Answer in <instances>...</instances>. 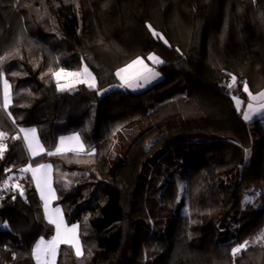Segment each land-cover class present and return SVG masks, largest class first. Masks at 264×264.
<instances>
[{"label": "trees", "instance_id": "trees-1", "mask_svg": "<svg viewBox=\"0 0 264 264\" xmlns=\"http://www.w3.org/2000/svg\"><path fill=\"white\" fill-rule=\"evenodd\" d=\"M43 3L45 22L41 0H0V70L11 86L7 112L0 108L7 134L0 188L12 187L4 185L11 175L20 186L0 200V224L7 225L0 227V264H36L37 240L54 236L32 177L20 171L43 163L52 165L54 205L68 225L78 224L83 252L78 258L62 244L56 264H264L263 243H249L235 259L231 253L264 232V197L257 208L242 205L250 190H264V128L246 123L232 99L248 102L244 82L254 95L264 89V0ZM150 55L163 61V79L138 93L122 88L117 71ZM83 66L96 88L58 91L52 73ZM233 75L237 83L228 89ZM31 127L45 150L33 158L12 139ZM124 127L129 141L111 167L106 156ZM74 133L94 155L46 154ZM181 161L187 213L167 235H155L153 212L174 207L180 179L158 168ZM207 215H233L237 227L229 236L210 227L195 242L191 219Z\"/></svg>", "mask_w": 264, "mask_h": 264}, {"label": "snow or ice", "instance_id": "snow-or-ice-1", "mask_svg": "<svg viewBox=\"0 0 264 264\" xmlns=\"http://www.w3.org/2000/svg\"><path fill=\"white\" fill-rule=\"evenodd\" d=\"M150 31H152L153 36L162 39L159 33H156L152 29L151 25H148ZM166 42V41H165ZM179 51V50H178ZM3 59L0 58V63ZM149 60H152L154 63H162L158 57L155 55H150ZM140 66L134 72H129L130 69ZM125 73H129L128 76H125ZM15 75V73H13ZM57 78V89L58 91L70 90L74 87V84L61 85L59 83L61 75L70 76L75 80V83H85L89 88H96L95 78L89 72L87 66H85L81 71L65 73L64 69H60L59 72L52 73ZM122 81L121 86L125 87H143L145 84L150 83L151 80H154L159 76V73L155 72L153 69L149 68L147 64L144 63L143 59L137 57L126 67L121 68L116 73ZM0 80H3L4 85V103L3 109L7 112L9 105L11 103V94H10V85L6 79H3V71L0 70ZM237 83V78L233 75L232 82L227 85L228 89H232ZM243 91L248 94L249 103L247 105V110L243 111V119L245 121L252 120L255 116L264 114V91H261L257 94H253L249 91L247 82L243 84ZM235 100L237 111H241V101L233 96ZM10 115V113H9ZM15 123V121H13ZM20 132L23 133V139L27 145V150L31 153L33 157L43 153L44 146L40 144L39 139L36 137L35 128H21ZM7 139V134L0 131V158L3 157L4 152L6 151L7 145L4 141ZM13 140H19L20 136H13ZM67 142V143H66ZM94 149L91 151L85 150V145L82 143L80 136L78 134L71 137H61L60 143L56 146L55 151H48L46 154L49 156L52 155H64L66 153H73L75 156H79L81 153L86 155H94ZM51 165H37L35 168L29 164L27 167L20 169L21 172H31L32 178L36 183L37 190L41 194V199L44 201L45 217L48 219L50 224H54L56 228V235L52 237L51 240L47 242L41 238L35 246L32 248L31 256L36 260V264H56V255L61 244L69 245L71 248L75 249V254L79 258L83 255L82 245L78 238V226L73 225L71 228L66 227L63 224V218L59 215L60 209L56 208L54 213H49V203L50 199L55 198V193L51 189L50 183V174H51ZM39 174V175H38ZM11 179V178H9ZM4 185H8V180L4 181ZM15 187L19 188V185ZM23 189H20V195L23 196ZM245 202H251L246 198ZM264 240V232H261L258 237L255 238L254 243H260ZM249 247V241H244L239 243L236 247L231 249L233 258L235 259L239 253L243 250H246Z\"/></svg>", "mask_w": 264, "mask_h": 264}, {"label": "rangeland", "instance_id": "rangeland-1", "mask_svg": "<svg viewBox=\"0 0 264 264\" xmlns=\"http://www.w3.org/2000/svg\"><path fill=\"white\" fill-rule=\"evenodd\" d=\"M40 9H41L42 19L45 22L46 19H47V9H46L45 4L43 3V0H41ZM143 61L149 67H150V65L152 66V64L155 67H158L159 71H161V72H162V70L164 68L162 63H154L152 60H149L148 58L143 59ZM84 67L85 66H83L78 71H81ZM71 72H77V71H65V73H71ZM89 72H91V71L89 70ZM92 76L94 77L93 74H92ZM62 78H64L65 81H60ZM3 79H5L4 76H3ZM60 80H59V82L61 84H63V85L74 84V87H75V86H77L79 84V83H75V80L72 77H70V76L61 75ZM231 82H232V80L230 81V83ZM83 84H85V83H83ZM85 85L88 87L87 84H85ZM73 88H71L70 90H72ZM3 93H4L3 80H0V106H2V107H3V103H4ZM233 96H235V95H232V99H233ZM237 98L242 102L240 107L241 108L244 107L243 109H245L247 107V105H248V102L244 103L242 99H240L239 97H237ZM233 103H234V105L236 107L235 100H233ZM129 137H130L129 127H124L122 129H120L114 135V137L112 139V144H111L110 150H109V152H108V154L106 156L107 161H108V163H109V165L111 167L114 166L117 163V161L120 159L122 151H123L126 143L129 141ZM152 139L153 138L150 137L148 140L151 141ZM251 152L249 153V155L251 154ZM185 166H186V162L185 161H181L178 168L172 169V168H170L168 166V164L166 162H162L161 166L158 168L159 171H163L165 169H168V171H169L168 174L172 172L173 175L179 176L180 179L178 181L177 198H176L174 207L171 208L170 211H168V212H166V213H164L162 215L156 214L157 212L154 213L152 211L153 214H155L154 215V226H155V232L154 233H155V235H163V236L167 235L169 233L170 229H171V225H172L173 220L175 219V217L177 215H179V214L187 213L188 199H187V193H186V180H185V175H184ZM168 174H166V175H168ZM9 178H11V179H8V183H9L10 187L12 186L11 188H14L17 185L16 181L13 180L14 176L11 175ZM156 178H158V176H156ZM160 180H162V177H160ZM252 192H256L257 194L260 195V197L259 198L256 197V198H254L252 200L248 199L247 198V196H248L247 194H250ZM263 197H264V190H257V191L250 190L242 198V205L244 207L247 206V204H246L247 202H245L246 198H247L248 200L251 201V202H248V206L257 208L260 205V201L262 200ZM154 200H157V195H155V196L151 195L150 196V201H154ZM56 208L60 209L59 215L63 218V224L66 227L70 228L69 227L70 225H68L66 223V220H65V217H64V212H63V209H62L61 206L53 205V206L49 207L48 210L52 214V213H54V210ZM52 225L54 227V233H55L54 236H55L56 235V228H55L54 224H52ZM150 226H151V224H150ZM210 227H214L215 230L217 231L218 235L229 236V235H231L233 233V231L237 227V224L235 223V221H233V215H228L227 218H225V219L220 218V217L215 216V215H207V216H203V217H198V216L192 217V219H191V235H192L193 241L197 242L200 239L201 233L205 229H208ZM40 239L41 238H39L37 240V242ZM44 240L46 242L48 241L46 239H44ZM254 240H251L249 243L250 244H255ZM260 243L264 244V240H262ZM56 258H57V255H56ZM56 258H55V260H56Z\"/></svg>", "mask_w": 264, "mask_h": 264}, {"label": "crops", "instance_id": "crops-1", "mask_svg": "<svg viewBox=\"0 0 264 264\" xmlns=\"http://www.w3.org/2000/svg\"><path fill=\"white\" fill-rule=\"evenodd\" d=\"M126 67V66H125ZM140 66L138 65V66H136V68L135 69H130L129 70V72L131 73V72H134V71H136V69L137 68H139ZM149 67V66H148ZM152 67V68H151ZM124 68V67H123ZM149 68H151V69H153L155 72H157V73H159V76L157 77V78H155L154 80H151V82L150 83H147V84H145L143 87H125V86H121L122 88H124V89H126L127 91H130V92H133V93H138V92H141V91H143V90H145V89H147V88H149V87H151L152 85H154V84H156V83H158L159 81H161L162 79H163V73L161 72V71H159V68L158 67H155L153 64H152V66L150 65V67ZM125 76H128L129 75V73H125L124 74ZM56 78V77H55ZM57 79V78H56ZM120 79V78H119ZM60 81H65V79L64 78H62ZM120 85H122V81H121V79H120ZM60 83V82H59ZM61 84V83H60ZM79 84H81V83H79ZM61 85H63V84H61ZM85 85V84H84ZM262 91H264V89L262 90ZM248 103H249V97H248ZM0 108H3L2 106H0ZM244 108V107H243ZM243 108H241V111H239L240 112V114H241V116H242V118H243V111L244 110H247V107L245 108V109H243ZM244 120V119H243ZM254 120H259V123L263 126V128H264V114H262V115H259V116H255L252 120H249V121H245L246 123H251V122H253ZM32 128V127H31ZM21 129V128H20ZM20 129H19V131H18V134H17V136H20V139L23 141V144H24V149H25V151H26V154L29 156V157H31V158H33V156L31 155V153L27 150V145L25 144V142H24V139H23V133H21L20 132ZM25 129H28V128H25ZM73 135H76V133H74V134H70V135H66V136H61V137H65V138H67V137H71V136H73ZM157 136V134H156V132H154V131H152V132H150L149 134H148V138H150V137H152V138H155ZM36 137L38 138V136H37V133H36ZM60 137V138H61ZM60 138L58 139V143H57V145L60 143ZM40 142V141H39ZM67 143V142H66ZM41 144V143H40ZM42 153H40L39 155H41ZM39 155H36V156H39ZM35 156V157H36ZM44 165H51V164H49V163H43ZM39 165H41V164H39ZM37 165H35V166H32L33 168H35ZM52 166V165H51ZM23 174H29L31 177H32V174H31V172H22ZM39 175V174H38ZM33 179V178H32ZM34 181V180H33ZM34 183H35V181H34ZM50 183H51V189H52V191L55 193V198L54 199H50V203H49V207H51V206H53L54 205V202L56 201V199H57V193H56V190H55V188H54V186H53V168H51V174H50ZM35 186H36V183H35ZM36 189H37V187H36ZM38 193H39V195H40V197H41V194H40V192L38 191ZM43 201V200H42ZM43 205H44V201H43ZM45 210V209H44ZM49 213H50V211H49ZM51 214V213H50ZM48 220V219H47ZM73 225H77L78 226V224H72V225H70L69 227L71 228ZM0 227L1 228H3V229H6L7 228V225L5 224V223H3V224H0ZM55 234V233H54ZM77 234H78V238H79V226H78V232H77ZM51 240V239H50ZM80 240V239H79ZM74 252H75V249H74ZM35 263H36V260H35Z\"/></svg>", "mask_w": 264, "mask_h": 264}, {"label": "built area", "instance_id": "built-area-1", "mask_svg": "<svg viewBox=\"0 0 264 264\" xmlns=\"http://www.w3.org/2000/svg\"><path fill=\"white\" fill-rule=\"evenodd\" d=\"M15 196V193L12 188H0V200L3 199L5 196Z\"/></svg>", "mask_w": 264, "mask_h": 264}]
</instances>
